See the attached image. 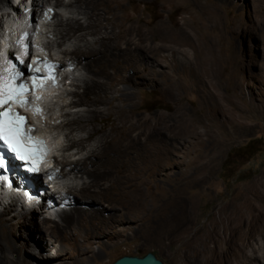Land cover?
Returning <instances> with one entry per match:
<instances>
[{
	"label": "rangeland",
	"instance_id": "374dc122",
	"mask_svg": "<svg viewBox=\"0 0 264 264\" xmlns=\"http://www.w3.org/2000/svg\"><path fill=\"white\" fill-rule=\"evenodd\" d=\"M56 1L47 0L48 7L55 8ZM60 1L63 5L55 8L57 20L63 18L65 21L66 18L72 17L71 13L76 12L78 8H66L73 0ZM3 3L9 6L11 4L8 0ZM202 3L203 7L205 6L203 10L190 0L125 1L128 18L135 26L150 28L156 24H164L175 31L185 30L191 36L190 42L181 35L180 40L183 41L176 39L175 43H167V49L162 53L165 58L162 59L160 67L156 68L160 85L147 89L143 86L136 87L132 99L128 102V108L136 118L171 117L177 123L178 143L175 142L176 148L169 159L170 162L160 166V174L156 177L150 173L143 175H150L151 179L156 178L157 182L152 184L150 191L159 203L164 201L163 205L167 204V207L151 208L145 221L126 215L124 220L113 222L108 232L98 233L94 240L84 241V251L87 253L83 254L81 248L74 244L55 249L54 242L47 239L43 241L45 233L39 226L26 228L27 226L23 225L24 220L29 221L32 218L33 212L30 210L34 205L28 211L16 205L17 209H13L9 216L12 218V239L17 242L27 264H113L123 256L141 257L150 252H154L164 264H178L180 260L176 253L179 246L171 240L170 232L173 212L193 211L199 215V224H202L210 214L220 213L226 204L243 199L246 200L244 207L253 201L264 212V202L254 200L251 193L258 183L264 189V0H203ZM42 6L41 3L40 7L43 8ZM7 9L0 11V27L9 19ZM5 12L8 18L3 15ZM28 14L22 12L23 18ZM50 15H45L41 22H37L38 32L44 36L41 40H46V46H52L54 57L61 59L67 55L66 50L73 52L76 45L73 40L55 36L53 30L57 20L53 16L51 23L44 28V23L46 24L45 21ZM124 18L125 15L120 16L121 21H124ZM114 40L124 42L122 37H116ZM157 43L154 40L148 41L150 46ZM183 52L186 53L185 57ZM203 54L209 62L211 61L212 73H208L206 78L204 77V84H201L194 69ZM80 63L85 66L84 58L80 59ZM68 73L67 83L64 76L61 86L55 89L57 91L54 93L58 96H53L43 106L42 117L46 118V125H38V130L46 129L50 141L55 142L53 151L57 159V169L60 170L59 176L64 167L63 161H74L80 157L77 156L76 149L65 151L69 144V131L62 124L68 113L76 114L83 109L69 105L77 100L75 94L83 92L82 86L74 87L73 84L81 85L86 73L80 68L74 71L70 68ZM150 75V70L140 71L136 73V78L148 82ZM127 88L125 83L117 87L119 91ZM239 95L240 100L237 101L241 103L235 108L231 104ZM215 100L226 107L228 116L222 118L221 113L213 115L214 130L222 136V139L220 137L218 140L209 134L206 120L212 114L210 106ZM229 117L234 120L237 118L235 121L243 123L245 130L236 131L231 137L234 129L232 134H229L226 128L229 123L225 121V118ZM228 128L230 129V125ZM72 137L76 135L73 134ZM58 163L62 165L58 166ZM71 168L67 167L66 172ZM59 176L56 179L57 185L50 187V190H59L55 198L58 206L65 200L62 199L65 193L61 192L60 188L68 184L66 179L60 180ZM66 199L70 200V211L73 196ZM10 203L13 201L3 199L0 210L4 206L8 207ZM80 206L91 207L89 203H81ZM101 206L107 209L105 202L100 203ZM57 209L60 210L61 207ZM54 213L53 211L50 215L55 217ZM47 214L39 212L36 219L41 221ZM33 237L48 243L45 251H41V241L39 245ZM98 252L100 255L95 256Z\"/></svg>",
	"mask_w": 264,
	"mask_h": 264
},
{
	"label": "bare ground",
	"instance_id": "6f19581e",
	"mask_svg": "<svg viewBox=\"0 0 264 264\" xmlns=\"http://www.w3.org/2000/svg\"><path fill=\"white\" fill-rule=\"evenodd\" d=\"M11 1L8 0L9 4ZM125 1L73 0V3L66 5V8H78L76 12H70L72 17L64 21L63 18L57 20L56 13L55 17L53 16L57 20L53 30L55 36L73 40L76 45L73 52L65 51L67 55L62 57H70V59L67 64L61 61L62 66L73 68V71L80 68L86 73L85 80L84 77L81 80V85L73 84L74 87L82 86L83 92L75 94L74 97H77V100L69 105L72 108L82 107L83 109L76 114L68 113L62 124L69 131L67 134L69 144L65 151L76 149L77 156H80L78 160L63 161L64 167L59 176L60 180L68 181L67 185L59 188L65 193L63 199L73 196L72 209L70 211L62 209L60 213H54L55 217L48 213L41 221H38L36 214L47 213L46 205L43 204L37 208L33 206V209L32 207L31 210L29 209L33 212L32 218L29 221H23L26 228L39 226L45 233L43 241L47 239L49 242H54L55 249H60L66 244H74L81 248V253L86 254L84 241L94 240L96 234L108 232L113 222L118 223L124 220L126 215L145 221L149 217L151 208L167 207V204L163 205L164 201L159 203L150 191L156 178L151 179L150 175L148 177L143 175L150 173L155 174L156 177L160 174V166L170 162L169 159L176 148L177 123L171 117L136 118L128 108V102L132 99L133 90L136 87L143 86L147 89L150 86L160 85L156 68L160 67L162 59L165 58L162 53L164 49H167V43L174 42L176 39L183 41L180 40L181 35L190 42L191 36L185 30L175 31L164 24H156L150 28L135 26L128 18ZM190 1L198 5L200 10L205 7H203V0ZM3 2L4 0H0V11L3 8L7 9L5 7L7 5ZM32 3L38 8L41 3L43 8L48 5L47 0L46 2L32 0ZM62 5V1L57 0L55 8ZM15 11L17 15L19 14V24L17 25L18 22L12 25L9 23L8 29L10 27L15 29L17 26L25 27L28 23V21L23 22L28 20V15L23 18L20 8L15 7ZM3 15L8 18V14L3 13ZM124 15V21H121L120 16L124 17ZM7 28L6 31H8ZM38 28L33 30V37L41 40L44 36H41L42 33H37ZM116 37L124 38V42L114 40ZM149 40L158 43L150 46ZM1 47L5 46L1 45ZM31 53L33 52L29 55ZM41 54L46 53L42 51ZM182 54L186 56L185 52ZM204 54L194 69L196 78L201 84L205 82L204 77L212 73L211 61L209 62ZM82 58L86 61L85 66H81ZM149 70L151 75L148 82L139 81L138 77L136 78V73ZM68 76L69 73L65 75V81L68 80ZM121 83L127 84L128 88L119 91L117 87ZM47 87L48 85L45 89L46 95L42 97L43 103L38 100L42 107L53 96H58L54 93L57 91L56 88L51 86L48 90ZM239 98L240 95L236 96L231 106L239 107L241 103H238ZM216 100L213 105L209 104L212 114L206 120H208L209 134L218 140L220 137L222 139V136L214 130L213 115L221 113L223 118L227 116V110ZM40 116H43V110ZM33 118L40 124V117L33 116ZM235 120L231 117L225 118L230 125V129L229 125L225 126L228 133L232 134L234 129L231 137L236 134V131L245 130V125ZM39 132L42 136H48V131L44 128H40ZM73 134L76 137H72ZM47 136L52 150L55 142H52L53 140L50 142L48 139L50 136ZM67 167L72 168L66 172ZM251 193L254 200L264 202V189L259 183L255 185ZM58 194V192H52V199L54 200ZM102 202L107 204V209L100 207ZM81 203H89L91 207L80 206ZM245 203L244 199L228 203L220 213L210 214L206 222L202 224H199L201 220L199 215L193 211L173 212L170 232L171 240L179 246L176 253L180 260L178 264H264V212L256 206V202H248L244 207ZM16 205L13 203H10L8 207L3 205L4 208L0 211V264H27L18 249L17 242L12 239V218L9 216L13 209H17ZM118 211L120 213H117ZM34 239H37L36 242L40 245L41 239L40 241L37 237ZM41 244H44L40 245L41 251H45L48 243L41 241ZM97 255H100V252L95 254Z\"/></svg>",
	"mask_w": 264,
	"mask_h": 264
},
{
	"label": "snow or ice",
	"instance_id": "6c2138e0",
	"mask_svg": "<svg viewBox=\"0 0 264 264\" xmlns=\"http://www.w3.org/2000/svg\"><path fill=\"white\" fill-rule=\"evenodd\" d=\"M23 87L22 85L20 86ZM8 97H13L14 94L10 91L7 94ZM5 102V93L0 91V104ZM23 117H16V121H23ZM30 138H25L19 134V123L12 121L11 119H6V114L0 112V141H2L10 153L15 154L17 160H23L24 157L21 155L20 144H26L27 140ZM41 143V142H36ZM4 166V161L0 160V168ZM35 170V169H31Z\"/></svg>",
	"mask_w": 264,
	"mask_h": 264
},
{
	"label": "water",
	"instance_id": "95a60500",
	"mask_svg": "<svg viewBox=\"0 0 264 264\" xmlns=\"http://www.w3.org/2000/svg\"><path fill=\"white\" fill-rule=\"evenodd\" d=\"M113 264H164L154 252L147 253L144 256H123L117 259Z\"/></svg>",
	"mask_w": 264,
	"mask_h": 264
},
{
	"label": "trees",
	"instance_id": "16d2710c",
	"mask_svg": "<svg viewBox=\"0 0 264 264\" xmlns=\"http://www.w3.org/2000/svg\"><path fill=\"white\" fill-rule=\"evenodd\" d=\"M228 161V160H227ZM227 161H226V163H227Z\"/></svg>",
	"mask_w": 264,
	"mask_h": 264
}]
</instances>
